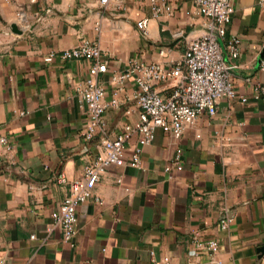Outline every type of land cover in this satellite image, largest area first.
Returning <instances> with one entry per match:
<instances>
[{
	"label": "crops",
	"instance_id": "obj_1",
	"mask_svg": "<svg viewBox=\"0 0 264 264\" xmlns=\"http://www.w3.org/2000/svg\"><path fill=\"white\" fill-rule=\"evenodd\" d=\"M171 14H155L149 0H9L0 10V264H151V252L171 264H264V0H235L224 38H219L242 102L222 98L217 112H204L180 138L158 129L143 146L141 166L113 165L93 195L79 206L74 246L63 241L52 214L100 151L101 135L85 136L88 112L81 102L92 62L45 61L51 51L98 43L108 56L100 76L105 100L114 98L112 76L130 59L173 66L207 18L193 0H166ZM150 18L145 36L136 23ZM16 25L21 34L13 31ZM241 39L233 60L227 48ZM163 50L161 54L160 51ZM173 82L155 85L167 97ZM129 80L119 105L104 114L109 135L139 120ZM134 134L127 156L137 145ZM178 149L183 168H166ZM232 217L227 229L220 220ZM50 228H52L50 230ZM216 238L211 254L192 242ZM35 235V238L31 236Z\"/></svg>",
	"mask_w": 264,
	"mask_h": 264
},
{
	"label": "built area",
	"instance_id": "obj_2",
	"mask_svg": "<svg viewBox=\"0 0 264 264\" xmlns=\"http://www.w3.org/2000/svg\"><path fill=\"white\" fill-rule=\"evenodd\" d=\"M9 0H0V10ZM102 6L116 4L121 0H97ZM153 12L171 14L173 6L166 0H149ZM235 0H193L198 13L207 20L205 32L189 41L180 60L173 66H167L159 61L144 62L133 58L128 61L127 68L112 76L117 84L114 98L105 100L106 89L100 81V76L108 71V56L101 46L93 41L84 40L78 45L51 51L45 61L52 62L56 57L62 59H85L92 62L85 86L80 90L81 102L88 112V122L85 136L87 140H94L101 135L100 151L89 162L81 176L73 179L61 173L57 179L60 183H68L69 194L53 212L54 226L62 231L63 241L74 246L77 234L79 206L85 203L92 195L97 183L107 170L113 166L128 164L134 168L141 166L143 146L151 144L158 129L171 133L180 138L184 129L193 123L199 115L208 112L214 115L220 99L235 100L238 97L242 102L247 98L239 96L235 90L231 70L235 63L225 61L219 38H224L228 25L232 20ZM150 18H142L136 23L143 35L149 34ZM241 39L232 35L227 40V48L233 60L240 54ZM163 53V50L160 51ZM264 69V61L262 63ZM133 80L137 86L134 99L140 110L139 120L134 124H125L116 135L107 132L104 123V114L110 107L119 105L118 93L124 90L125 84ZM173 82L167 97L161 96L155 85L161 82ZM137 134V145L127 156V143ZM0 142L7 150L11 149L9 139L0 135ZM183 168V150L178 149L171 164L166 170ZM232 217L225 215L220 220L221 229H227ZM52 228H50L51 230ZM35 238V235L31 236ZM192 242L198 247L216 254L220 250V243L216 238L201 240L196 234ZM1 246V242H0ZM151 264H171L169 256L160 259L151 252Z\"/></svg>",
	"mask_w": 264,
	"mask_h": 264
},
{
	"label": "water",
	"instance_id": "obj_3",
	"mask_svg": "<svg viewBox=\"0 0 264 264\" xmlns=\"http://www.w3.org/2000/svg\"><path fill=\"white\" fill-rule=\"evenodd\" d=\"M12 27H13V31L15 33H18V34H21L22 33L21 30L15 24ZM262 250H264V249L262 248Z\"/></svg>",
	"mask_w": 264,
	"mask_h": 264
}]
</instances>
